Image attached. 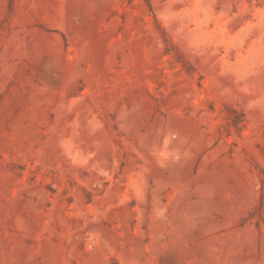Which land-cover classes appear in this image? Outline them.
<instances>
[{
  "label": "rangeland",
  "instance_id": "obj_1",
  "mask_svg": "<svg viewBox=\"0 0 264 264\" xmlns=\"http://www.w3.org/2000/svg\"><path fill=\"white\" fill-rule=\"evenodd\" d=\"M0 264H264V0H0Z\"/></svg>",
  "mask_w": 264,
  "mask_h": 264
}]
</instances>
